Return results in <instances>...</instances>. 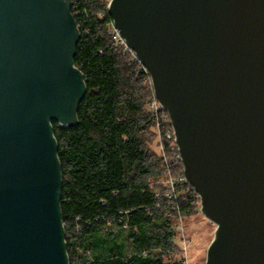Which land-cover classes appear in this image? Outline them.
Listing matches in <instances>:
<instances>
[{
	"label": "water",
	"instance_id": "1",
	"mask_svg": "<svg viewBox=\"0 0 264 264\" xmlns=\"http://www.w3.org/2000/svg\"><path fill=\"white\" fill-rule=\"evenodd\" d=\"M217 227L206 264H264V0H111ZM72 0H0V264H70L52 121L78 123Z\"/></svg>",
	"mask_w": 264,
	"mask_h": 264
},
{
	"label": "trees",
	"instance_id": "2",
	"mask_svg": "<svg viewBox=\"0 0 264 264\" xmlns=\"http://www.w3.org/2000/svg\"><path fill=\"white\" fill-rule=\"evenodd\" d=\"M108 0H72L80 38L74 62L83 72L86 94L78 123L52 121L62 166L61 211L70 264H184L170 256L175 226L199 210L194 187L167 180L184 164L169 122L157 130L147 108L153 94L142 65L116 45L100 17ZM158 140L162 149L155 151Z\"/></svg>",
	"mask_w": 264,
	"mask_h": 264
},
{
	"label": "rangeland",
	"instance_id": "3",
	"mask_svg": "<svg viewBox=\"0 0 264 264\" xmlns=\"http://www.w3.org/2000/svg\"><path fill=\"white\" fill-rule=\"evenodd\" d=\"M158 140L155 138L152 142L155 151L160 150ZM179 223L181 227L174 240L177 246L170 256L185 261L184 264H205L207 250L215 236L217 225L201 211L180 220L178 218L176 224Z\"/></svg>",
	"mask_w": 264,
	"mask_h": 264
},
{
	"label": "built area",
	"instance_id": "4",
	"mask_svg": "<svg viewBox=\"0 0 264 264\" xmlns=\"http://www.w3.org/2000/svg\"><path fill=\"white\" fill-rule=\"evenodd\" d=\"M110 1L111 0L107 1V4L105 6V10L99 12L100 17H106L107 15H110V13H109ZM108 28H109V32L113 35L115 44L122 46L123 52H129L136 59V61H138L142 65V70L144 71V73L146 75V85L152 87V89H153V94L148 99L146 108L150 112H152L153 114L157 115V117H158V120H157L158 133H160V131H161L160 130L161 124L163 122H169L170 127L167 130V138H173L176 141V134H175V129H174L173 124H172V120L170 118L168 111L164 110L161 102L158 100V98L155 94L153 80H152V76H151L149 69L138 58L136 52L126 43V40L123 38V36L120 34L119 30L115 26L113 19H112V22L109 23ZM160 148L162 149V145L160 146ZM179 158L182 161V157H181L180 152H179ZM182 163H183V161H182ZM180 182H187V183L191 184L185 175V169L183 170V172L181 173V175L178 178H174V177L168 178L167 185H168L169 189L166 193V196L168 198H172L174 196L176 185H177V183H180ZM194 190H195V193L193 194L192 204L196 207L197 210L202 212L201 195L196 191L195 188H194ZM181 218L182 217H179V220ZM180 227H181L180 223L175 226L176 232L178 231V229H180ZM182 262H185V261H182Z\"/></svg>",
	"mask_w": 264,
	"mask_h": 264
}]
</instances>
